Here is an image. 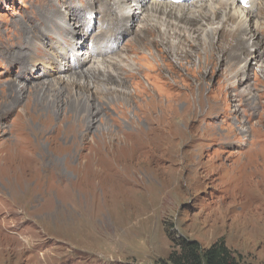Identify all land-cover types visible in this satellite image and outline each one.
Returning a JSON list of instances; mask_svg holds the SVG:
<instances>
[{"label":"rangeland","instance_id":"1","mask_svg":"<svg viewBox=\"0 0 264 264\" xmlns=\"http://www.w3.org/2000/svg\"><path fill=\"white\" fill-rule=\"evenodd\" d=\"M96 1L0 0V111L12 100L9 83L20 76L18 68L27 57L33 68L28 77H35L21 83L26 90L12 109L10 124L18 113L33 114L36 89L31 87L37 85L46 92L45 101L51 102L56 114L51 115L53 134L47 136L51 140L44 148H58L63 157L68 153L64 148L71 147L78 155L73 164L62 159L59 170L31 162L38 150L28 155L24 149L20 156L28 158L25 179L37 183L24 195L13 194L6 180L14 166L10 171L0 165V180L4 179L0 181V200L4 212L13 214L1 221L6 231L0 234L19 239L18 244L3 246L0 264H169L167 258L179 239L196 241L203 249L222 239L239 264H264V67L255 75L251 69L255 62L250 59V68L242 73H238L241 65L219 67L215 62V67L201 73L206 98L197 103L193 101L197 67H178L172 80L175 88L168 91L151 60L144 59L151 58L149 52H139L132 45L137 53L129 54V40L136 34L139 20L123 32L110 25L111 17L105 16L106 9ZM263 12L264 7L258 17ZM73 30H78L77 35H72ZM118 39L120 48L114 49ZM258 39L264 43L263 34ZM96 48L105 50L104 59L121 55V59L129 55L142 58L140 63L146 69L143 83L158 100L164 96L162 105L171 109L168 113L176 128L172 140L164 143L166 152L150 144L140 148L97 146L104 135L101 132L119 134L131 118L142 122L148 107L158 103L153 98L142 97L134 108L124 109L122 102L92 95L88 104L93 110L88 113L82 105V76H72L76 87L62 82L64 85L47 90L52 78L41 77L47 66L64 67L61 63L69 58L63 60V54L72 49L78 54ZM17 52L27 55L18 58ZM204 58L193 53L196 64ZM59 96L65 102L60 106L54 102ZM76 100L81 107L71 112ZM182 110L188 112L185 117ZM38 118L35 115L28 123L41 126ZM87 118L94 122L83 140L65 141L67 131L75 125L73 119ZM161 136V131L154 132L150 139ZM6 138L0 134V140ZM16 178L21 182L20 176ZM37 195L41 196V210L35 208Z\"/></svg>","mask_w":264,"mask_h":264},{"label":"bare ground","instance_id":"2","mask_svg":"<svg viewBox=\"0 0 264 264\" xmlns=\"http://www.w3.org/2000/svg\"><path fill=\"white\" fill-rule=\"evenodd\" d=\"M97 1L98 7L101 6L106 9L105 16L107 18L111 17L110 25L123 32L127 33L132 27V24L139 20L137 30L140 32L136 30V34L132 37L133 39L131 38L129 40L131 42L129 54L133 55L137 53L136 50L131 48L132 45H135L139 52L140 49H145V53L149 52V58H151L148 59L144 57V59L146 61L151 60L158 78L163 81V86H165L168 91L175 88L172 80L173 75H178L177 72L180 71L178 67H181V69L182 67H197L198 75L195 77L196 93L193 96V101L197 103H201V100H205L206 98V96H204V81H201V73L209 67H215V62L219 63V67L222 65H225V67L238 68L242 66V70H238V73L239 71L242 73L246 70V67H249L247 61L250 59L255 62V68L251 67L255 75L260 74L261 67H264V51L261 52L260 50L261 48L264 49V43L262 39L261 41L258 39L260 33L263 34L264 37V16L258 17L261 8L264 7V0H249V10L246 11L237 9L239 4L238 0H200L191 4H172L169 2L149 3L150 1L148 2V0H112L114 3L113 5L111 4V0ZM254 17L256 19H253ZM77 33L78 30L72 31L73 36L77 35ZM113 37L117 36L113 35ZM115 39L117 40V38ZM119 42L120 39H118L114 49L120 48L118 46ZM104 52V49L97 48L91 51H79L78 54L74 52V49L68 54L63 52V60H65L64 57L69 58L67 61L61 63L64 67L59 66L56 68L47 66L41 74L42 78H52V80H49L50 83L48 82L51 85H48L49 87L47 86V90L53 87L52 85H55V87L56 85L60 86L63 84L62 82H66L65 85L63 84L66 87H76L78 83L72 76H82V81L85 80L82 84L83 87L80 86L81 96L83 100H85L82 105L83 109L88 113H92L93 110V105L90 106L88 104L92 95L101 97L102 100L105 99L109 102H122V105H124L122 107L124 109L134 108L137 101L142 97L153 98V102L157 101L158 103L154 102V104L148 107L146 116L143 117L142 122H136L134 118H131L129 120L130 126L128 125V127L123 129L119 134H114L106 129L105 131L108 132H101L104 135H101L97 146L121 145L124 148H140L142 145L150 144L153 149L166 152L164 143L172 140L176 128H174L172 117L169 115L171 109L162 105L164 96L161 95L158 100L154 92L147 87L148 85L145 86L143 83L144 77L146 76V69L143 67L142 63H140L142 58L138 59L137 56L132 57L129 55V57L127 55L128 57L121 59V57L124 56L120 54L121 56L116 57V59H104L105 57L103 56L107 54ZM195 52L205 56L204 61L199 60L196 64L194 62L195 58L193 59V53ZM26 55L27 54H24V52H17L18 58L21 56L24 58ZM96 55L99 56L98 58L100 59L96 58ZM27 60L28 58L26 57L20 63L21 66L27 65L25 68L21 66L18 68L17 75L19 74L20 76H17V79L9 83V88L12 89V91H10L12 92L10 95L12 96L11 102H8L5 106L6 108L0 111V134L7 135L6 139L0 140V165H5L8 170L12 169L14 166V173L11 172L12 175L6 177V180L11 186L13 194L22 195L29 193L32 185H37L36 182L30 183L25 179L24 161L28 158L26 159L27 156H20L24 149L28 150V155L38 150V156L36 155L35 159L32 158V156L30 157L32 159L31 162L37 161V164H43L44 167L53 166L55 169L59 170L61 168L62 159L63 162L65 161L68 164H73L76 162L78 156L77 151L72 150L71 147L64 148L68 150V153L63 157L61 156L62 152H59L58 148H44L43 145L45 142H50L51 140L50 136H47L53 131L51 115L55 113L51 108V102L47 103L45 101L46 97L44 98V93L46 92H42L37 85L31 87L36 89L35 103L32 109L33 114L19 115L18 113L19 117L17 120L14 121V124H10L12 109L22 100L23 97H21V94L26 90V86L21 83L27 80V78L32 80L35 77H32V75L28 77V74L33 71V68L30 69ZM84 65H88V67L81 71ZM174 67L178 69L175 70ZM58 72L65 75H59ZM91 88H94L93 93L90 91ZM68 90H71V88ZM56 96L58 95L56 94ZM54 102L58 106H60L61 103H65L62 102L60 96L58 101ZM3 104L5 103L3 102ZM80 107V101L76 100L71 107V112H76ZM79 112L81 113V111ZM182 113L185 117L188 112L187 110H182ZM177 114L182 118L179 113ZM35 115L39 117L38 119L41 121V126L30 125L28 123V119H32ZM74 119L72 122L75 125H73L70 131H67L68 134L65 136V141L71 140L75 142L78 139L83 140L84 133H86V130H88L94 122L92 119L89 120L88 118V121L85 119L76 121ZM159 131L162 133L161 138L150 139V136L154 132L158 133ZM31 136L34 138L33 140L30 139ZM49 145L51 144L49 143ZM166 149L168 148L166 147ZM61 174L63 173L61 172ZM16 176L21 177V182H19ZM58 177L60 176L58 175ZM15 180H17L16 183ZM0 181L4 182V179ZM40 193H42V191ZM40 198V195L35 197L36 210L42 209L38 205L41 200ZM1 202L2 200H0V231H6V229L1 226V221L5 219L7 214L12 213L4 212V203ZM20 208L21 207L18 205L17 209L19 210ZM15 243H19V239H15V236L8 237L0 234V252L3 250V246L5 247L6 245V247H10V245L12 246ZM5 252H7L6 248Z\"/></svg>","mask_w":264,"mask_h":264},{"label":"trees","instance_id":"3","mask_svg":"<svg viewBox=\"0 0 264 264\" xmlns=\"http://www.w3.org/2000/svg\"><path fill=\"white\" fill-rule=\"evenodd\" d=\"M174 249L167 258L169 264H239L222 239L207 249L196 241L179 239Z\"/></svg>","mask_w":264,"mask_h":264}]
</instances>
